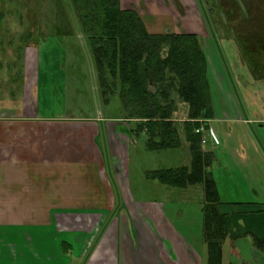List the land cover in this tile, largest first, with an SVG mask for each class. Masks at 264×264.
Instances as JSON below:
<instances>
[{"label":"crops","instance_id":"0c3cea01","mask_svg":"<svg viewBox=\"0 0 264 264\" xmlns=\"http://www.w3.org/2000/svg\"><path fill=\"white\" fill-rule=\"evenodd\" d=\"M5 27L8 29L7 23L0 22V45ZM195 34L204 39L201 32ZM51 35L55 34L37 33L43 42ZM216 40V44L209 40L206 49L204 39L208 81L212 77L215 86V93L210 87L215 116L207 122L213 136L206 152L214 154L218 146L214 143L216 132L221 140L223 127L228 124L264 125V119L245 120L236 100L228 102L226 66L240 80L245 70L233 71L228 64L236 52L234 44ZM37 64L38 57L27 47L24 68L20 70L21 88L15 96L10 93L11 98L0 97V264H207L203 238L198 242L183 226L182 210L179 214L172 211L167 192L172 187L148 182L154 185L150 186L151 193L137 190L135 197L130 184L121 179L119 167L128 158L127 129L122 126L129 125V120H110L101 132L95 125L97 120L79 123L64 119L56 123L40 118L37 83L31 79L34 73L36 76ZM7 71L0 64L3 96L8 92L4 82ZM253 84L248 82L249 87ZM216 100L218 107L214 105ZM114 124L120 127L110 126ZM232 130V126L227 128V132ZM222 144L226 148L221 152L224 159L220 162L215 154V162L219 163L218 173L228 174L224 194L227 198H232L233 193L246 198L241 202L235 197L225 203L250 204L251 213L261 210L264 215L263 180L258 190L248 186V192L239 195L233 188L238 183L236 173L231 174L234 168H249V158H253L251 162L257 159L260 168L250 167L260 172L264 152L240 149L232 155L227 151L228 141ZM246 171L250 173V169ZM215 173L214 170V178ZM218 189L223 200L219 185ZM241 208L246 209L228 205L221 209L237 213ZM252 249L255 254L247 259L239 255V260L225 262L223 258V264H251V256L264 264V254Z\"/></svg>","mask_w":264,"mask_h":264},{"label":"rangeland","instance_id":"374dc122","mask_svg":"<svg viewBox=\"0 0 264 264\" xmlns=\"http://www.w3.org/2000/svg\"><path fill=\"white\" fill-rule=\"evenodd\" d=\"M59 2V0H0V22H5L8 25V29L5 27L2 31V43L4 45H0V64L8 69V76L6 75L4 79L8 92L7 96L0 95V97L6 98L9 96L11 98L10 92L12 91L11 94L15 95L23 83L21 78L18 80L21 74H18L19 70L10 69L9 65L17 62L18 56L13 49L11 51V48H17V45L21 44L17 35L23 32L20 25L24 23L28 28L31 29L32 27V35L37 33L42 34V36L47 33L55 34L54 36H47L46 42H43L41 36H36L31 40L33 41L31 42L32 46H28V52H32L34 56L38 57L36 76H34V73L31 78L32 81L35 82L36 80L37 83V87H35V91H37V116L55 120L56 123H59L58 120L64 119L79 123L81 121L84 123L87 120H97L95 125L102 132L104 126H107L110 120L118 121L119 118H124L125 112L121 99L119 95H115L109 103L103 101L92 54L86 38L81 32L80 25L73 15L70 18L67 15L68 20L66 23L71 22L68 28L69 34L61 35L48 28L44 30L47 26L46 23L54 24L55 19L59 16L58 14L62 13L59 10H63V5L58 6ZM121 5L123 9L136 10L149 33L195 34L201 32L204 39L207 40L206 49L209 48V40L216 44V39L226 37L225 34H227L228 29H226L224 21L236 20L235 22L247 23L248 28H238L241 33L257 31L255 23L264 21V0H121ZM216 5H219V7ZM237 11L242 12L244 18L234 16L240 14ZM37 24L42 26L43 31L36 30ZM9 42L13 45L10 46ZM3 48L6 49L2 50ZM259 48L264 50L262 47ZM206 57L208 62L207 54ZM236 57L241 61L239 56ZM228 64L231 65L230 62ZM243 64H240V67L245 70L240 74L243 76L242 80L238 78V74L233 75V73H230L231 71L226 66L224 75L229 87L230 97H228V102H235L234 100H236L241 116L245 120L264 119V78L255 79L251 74V68L258 70L260 74H264V65L262 62L248 60H246L245 65ZM245 66L248 67V70ZM22 75H25V72H22ZM249 81L254 83L253 86H248ZM209 84V87L215 93L212 77H210ZM178 103L179 109L174 118L183 142L180 148L152 151L147 147L148 138L144 134L138 137L133 136L132 141L129 142L130 145L127 146L128 158L125 164L119 167V175L122 180L130 184L135 197L138 196L137 190L143 191V193L146 191L148 195L151 193L150 189L152 188L150 186L154 185L147 184L154 181L147 179L146 174L148 172L161 168L190 166L191 164V155L184 138L182 125L184 121L188 120V105L182 102ZM214 105L218 107L217 100ZM128 123L129 125L124 124L122 126L124 130L127 129V131H124L127 134L131 131L130 128H133L131 122L128 121ZM110 126L119 128L120 124ZM220 126H223V124ZM229 126H232V132H227ZM223 130L222 139H219L216 132V141L214 142L218 145L215 154L219 156L220 162L224 159L221 152L226 149L222 142L226 141H228L227 151L232 155L238 154L240 149L241 151L254 149V151L264 152V125L261 127V124L242 125L238 123L236 126L232 123L228 124L227 127H223ZM208 146L209 144L204 145L205 148ZM204 147L202 145V148ZM258 154L261 155V153ZM252 159H248V164L260 168L261 165L257 163V159L255 158L251 162ZM231 161H234L233 157ZM242 165L243 163L240 164V166ZM250 166L249 168L242 167V169L234 168L231 172V174L236 173L238 183L233 188L239 195L248 192V186L258 190L261 181L264 182V168L257 172ZM218 167L219 163L214 161L211 171L214 172L215 170V180L218 182L222 194H224L228 174L226 172L218 173ZM245 168L250 169V173ZM243 183L244 185H242ZM228 187L232 186L228 185ZM167 192L168 202H171L170 205L173 208L172 211L177 214L180 210L183 211L184 218H180L183 220V226L191 232L194 239L201 242L203 238V186L196 185L187 189L174 187L167 189ZM235 197L241 202L246 199L233 193L232 198ZM222 198L224 202L232 201V198H227L225 194ZM242 217L247 224V228L242 229L245 232L246 230L258 233L264 231L263 213L247 214ZM237 219L235 217L231 221ZM249 238L252 240L251 236L242 237L235 244H231L227 239L223 245L225 262L235 258L239 260L240 256L247 259L249 255L255 254ZM257 261L256 258L251 256V264H259ZM234 264L237 263L234 262Z\"/></svg>","mask_w":264,"mask_h":264},{"label":"trees","instance_id":"16d2710c","mask_svg":"<svg viewBox=\"0 0 264 264\" xmlns=\"http://www.w3.org/2000/svg\"><path fill=\"white\" fill-rule=\"evenodd\" d=\"M59 1L62 4L59 2L58 6L63 5V10H59L62 13L58 14L54 24L46 23L44 30L53 29L67 35L71 24L66 23L67 15L76 18L92 54L103 101L109 103L119 95L124 119L133 125V135H146L150 150H172L182 146L174 115L179 109L178 102L188 105V120L182 125L191 155L190 166L161 168L148 172L146 177L172 188L203 186L202 235L207 247V264H223V245L227 239L237 241L251 236L253 247L264 254V231L242 230L247 228L242 216L254 214L249 210L251 205L227 204L221 199L211 171L215 154L203 150L202 134L196 133L202 126L208 129L207 122L215 116L203 37L191 33H149L141 16L134 9H123L121 0ZM20 26L23 32L17 37L21 44L11 48L18 59L9 65L10 69L19 70L18 74L24 68L26 48L32 46L31 40L37 36L32 35V27L30 29L24 23ZM35 28L43 31L41 25L37 24ZM11 42L10 46L13 45ZM238 46L245 61L264 65V50L252 48L248 38L239 39ZM251 74L255 79L264 78V74L253 68ZM18 78L22 79L21 74ZM225 205L246 209L225 213L221 209ZM235 217L238 219L231 221Z\"/></svg>","mask_w":264,"mask_h":264},{"label":"flooded vegetation","instance_id":"af4514ba","mask_svg":"<svg viewBox=\"0 0 264 264\" xmlns=\"http://www.w3.org/2000/svg\"><path fill=\"white\" fill-rule=\"evenodd\" d=\"M216 6L219 7V5H216ZM237 12H239L240 14L239 15L236 14L234 16L244 18V14L242 12H240V11H237ZM235 21L236 20H233V21L228 20V21H224V22L221 21V22L225 23L226 29H228V32L225 31V32H227V34H225L226 37H224V38L219 37L222 40H225L224 41L225 43L229 42V43H232V45L234 44V46H235L236 52L230 56L231 58H229L231 60V67H232L233 71H235L236 69L242 70V67H240V64L244 63L243 65H245V63H246L245 59L242 57V54L240 52L241 49H239V47H238L239 39L241 40V38H248L251 42V47L254 48L255 50L261 51V49L259 47L264 48V21L255 23L256 24L255 29L257 31H247V32H242V33L240 31H238V28L239 27L245 28V29L248 28V26H246L247 23L235 22ZM221 22H220V24H222ZM243 24L245 26H242ZM250 29H253V28H250ZM227 37H229L228 38L229 40L226 39ZM236 56H239L241 61L238 60ZM245 67H246V70H248V67L247 66H245ZM209 130L213 131L211 129H209ZM126 136H127V144L130 145L129 142L132 141L131 138L134 136L133 132L129 131V133ZM203 150L206 151V148H203ZM151 181H154V180H151Z\"/></svg>","mask_w":264,"mask_h":264},{"label":"built area","instance_id":"2783aa9c","mask_svg":"<svg viewBox=\"0 0 264 264\" xmlns=\"http://www.w3.org/2000/svg\"><path fill=\"white\" fill-rule=\"evenodd\" d=\"M196 133H201L202 134V142H203L202 145H203V147H204V145H206L208 143V138L211 137V136H213L210 133V130L209 129H206L204 126H202L199 129H197L196 130Z\"/></svg>","mask_w":264,"mask_h":264}]
</instances>
